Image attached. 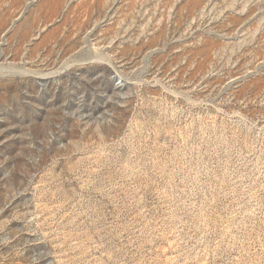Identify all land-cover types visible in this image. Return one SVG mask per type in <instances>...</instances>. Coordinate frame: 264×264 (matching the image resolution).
<instances>
[{"label": "rangeland", "instance_id": "374dc122", "mask_svg": "<svg viewBox=\"0 0 264 264\" xmlns=\"http://www.w3.org/2000/svg\"><path fill=\"white\" fill-rule=\"evenodd\" d=\"M0 264H264V0H0Z\"/></svg>", "mask_w": 264, "mask_h": 264}]
</instances>
